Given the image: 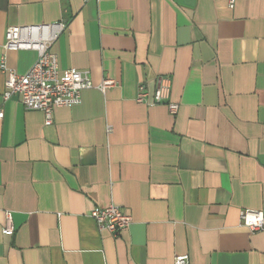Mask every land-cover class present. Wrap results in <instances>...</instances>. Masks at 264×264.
I'll list each match as a JSON object with an SVG mask.
<instances>
[{
    "label": "crops",
    "instance_id": "crops-1",
    "mask_svg": "<svg viewBox=\"0 0 264 264\" xmlns=\"http://www.w3.org/2000/svg\"><path fill=\"white\" fill-rule=\"evenodd\" d=\"M59 22L61 74L116 85L47 126L0 70V264H264L240 224L264 210V0H0V64L28 74L7 30ZM166 83L175 116L136 102ZM110 205L133 218L118 237L91 218Z\"/></svg>",
    "mask_w": 264,
    "mask_h": 264
},
{
    "label": "built area",
    "instance_id": "built-area-1",
    "mask_svg": "<svg viewBox=\"0 0 264 264\" xmlns=\"http://www.w3.org/2000/svg\"><path fill=\"white\" fill-rule=\"evenodd\" d=\"M234 5L235 0H230V7L234 8ZM67 28L66 22H59L10 27L6 32V51H35L38 60L28 74L19 75L8 67L6 55L2 56L0 70L6 76L4 100L19 97L27 110L45 114L47 126L53 124L56 109L80 105L84 91L97 88L104 92L116 85L114 80L106 79L99 86H94L88 73L77 70H67L61 74L58 57L51 48ZM170 95L171 89L166 83L155 90L152 101H149V92L144 85H140L136 102L145 105H166L170 114L175 116L179 105L170 101ZM3 118L4 113L0 111V120ZM108 131L111 132L110 129ZM91 218L100 232H109L116 237L128 231L133 223L132 216L117 205L96 208L91 212ZM240 224L252 233H264V210H242ZM4 233L14 234L10 212L7 213V227ZM175 264H190L189 256L177 257Z\"/></svg>",
    "mask_w": 264,
    "mask_h": 264
}]
</instances>
